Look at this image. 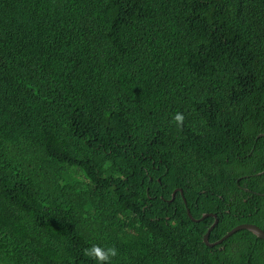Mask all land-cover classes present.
Wrapping results in <instances>:
<instances>
[{
  "label": "trees",
  "instance_id": "1",
  "mask_svg": "<svg viewBox=\"0 0 264 264\" xmlns=\"http://www.w3.org/2000/svg\"><path fill=\"white\" fill-rule=\"evenodd\" d=\"M259 134L264 0H0V264H264Z\"/></svg>",
  "mask_w": 264,
  "mask_h": 264
},
{
  "label": "water",
  "instance_id": "2",
  "mask_svg": "<svg viewBox=\"0 0 264 264\" xmlns=\"http://www.w3.org/2000/svg\"><path fill=\"white\" fill-rule=\"evenodd\" d=\"M262 134H259L257 137L261 136ZM264 135V134H263ZM245 191H248V189L244 188ZM179 191L182 193V189L181 188H175L172 192V196H171V199L172 200L175 196V193ZM259 195H264V193H258ZM187 211V214L188 216L192 219V220H202L203 218L205 217H209V216H212L214 218L212 224L207 228L206 232L203 234V237H202V240L203 242L208 245V246H214V245H217V244H221L226 238H228L229 236H231L232 234H234L235 232L239 231V230H242V229H246V230H249L250 232H252V234H254L257 238H260L262 240H264V231L259 227L257 226L256 224H253V223H240V224H237L235 225L234 227H232L230 230H228L221 238H219L218 240L214 241V242H209L208 241V236H209V233L210 231L213 229V227L217 224L218 222V218L216 216L215 213H203L201 215L200 218L198 219H194L192 217V215L190 214L189 210L186 209Z\"/></svg>",
  "mask_w": 264,
  "mask_h": 264
},
{
  "label": "clouds",
  "instance_id": "3",
  "mask_svg": "<svg viewBox=\"0 0 264 264\" xmlns=\"http://www.w3.org/2000/svg\"><path fill=\"white\" fill-rule=\"evenodd\" d=\"M172 119L178 128L183 127L184 114L182 112L175 113ZM82 253L85 257L96 260L97 264H111L113 258L119 255V250L115 245L102 247L97 244H92L90 247L84 248Z\"/></svg>",
  "mask_w": 264,
  "mask_h": 264
},
{
  "label": "rangeland",
  "instance_id": "4",
  "mask_svg": "<svg viewBox=\"0 0 264 264\" xmlns=\"http://www.w3.org/2000/svg\"><path fill=\"white\" fill-rule=\"evenodd\" d=\"M92 229H93V228H92ZM92 229L90 230V232L92 231V233H93L94 230H92Z\"/></svg>",
  "mask_w": 264,
  "mask_h": 264
}]
</instances>
